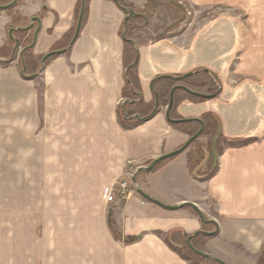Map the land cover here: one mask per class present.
Here are the masks:
<instances>
[{"label": "crops", "instance_id": "obj_1", "mask_svg": "<svg viewBox=\"0 0 264 264\" xmlns=\"http://www.w3.org/2000/svg\"><path fill=\"white\" fill-rule=\"evenodd\" d=\"M118 1L145 10L149 0ZM182 1L195 17L179 33L130 35L136 89L156 112L126 129L118 120L126 99V9L115 0H90L76 35L79 0H0V48L12 36L16 41V56L0 63V123L8 122L12 142L23 140L26 201L57 220L26 250L28 264H196L178 251L190 245L222 264H264V15L241 14L264 12V0ZM205 11L217 14L198 17ZM27 47L40 64L31 77L23 76L20 61ZM202 70L215 77L217 93L209 84L187 85L203 98L174 93L172 108L160 103L156 79ZM206 114L218 127L197 137L210 142L192 170L191 134L170 117ZM221 136L254 141L218 152ZM214 155L215 171L205 177ZM129 173L139 193L108 202L106 188Z\"/></svg>", "mask_w": 264, "mask_h": 264}, {"label": "rangeland", "instance_id": "obj_2", "mask_svg": "<svg viewBox=\"0 0 264 264\" xmlns=\"http://www.w3.org/2000/svg\"><path fill=\"white\" fill-rule=\"evenodd\" d=\"M127 7V15L134 16L129 23V33L130 35L136 33L142 38L144 36L157 38L179 33L195 17L193 8L192 11L189 10L190 7L182 0H149L145 10H137L132 5ZM263 13L259 11L241 12L242 17L258 19L263 18ZM215 14L217 13L214 11H205L198 17H211ZM202 80L200 78L198 81ZM205 81L185 83V81L178 80L174 84L180 83L188 89L190 88L187 85L199 87L202 84H209L211 85L210 91L214 93L218 85L210 84V79ZM168 95L165 98L169 97ZM208 131L215 130L211 127ZM15 141L10 140L8 122L0 123V264H28L26 250L30 249L32 244L40 243L41 237L46 238L47 230L55 228L57 221L52 217H47V213L35 212L40 204L26 201L28 192H26L24 180L23 140ZM205 142L198 141L193 145L192 152L196 161L202 157V154H198L197 146L198 144L207 146L210 141L208 139ZM220 145H225V139H220ZM208 162L214 165L215 155L210 156ZM68 205L70 204H65V210ZM188 248L185 247L180 251L189 254Z\"/></svg>", "mask_w": 264, "mask_h": 264}, {"label": "trees", "instance_id": "obj_3", "mask_svg": "<svg viewBox=\"0 0 264 264\" xmlns=\"http://www.w3.org/2000/svg\"><path fill=\"white\" fill-rule=\"evenodd\" d=\"M115 1L118 2V4L122 6L124 9L127 10L128 7L126 5H123L118 0H115ZM89 2L90 0H79L77 4L76 20H77V24L80 23V28L83 26V24L86 21L87 14H88V8H89ZM133 18H134L133 15L128 14V18L126 20V24L124 25V29H123V34L125 37V46H126L125 54H124V59H125L124 61L127 67L126 84H125L123 93L126 99L122 103V105H120L118 109V120L120 124L126 129H132V128L137 127L138 125L142 124L143 122L151 118L156 112L155 110L156 108L145 106L135 86L134 70L136 68L137 49H136L134 42L131 40L130 33H129V23H131L132 21L131 19ZM22 31H23L22 29H19V30H15L14 33L16 32V34H19ZM74 34H75V31L67 35L66 39L62 43L56 45V47L49 54L44 56L43 63L45 64L47 61H49L51 58L57 55L60 51L65 49L67 47L65 44L66 41L68 44H70V42L72 41L74 37ZM11 39L13 40H11L9 44H6V46L0 48V63L4 64L6 63L5 61L12 60L13 56L14 55L16 56V53H14V47L16 46V41H15L14 36H12ZM20 61L22 63V73L24 77H31L40 68V64L32 57L30 53V47H27L25 49ZM33 69L35 71L34 73L32 71ZM200 78H202L203 80L198 81L200 80ZM214 78L215 77L208 70H202V71H198V72L184 75V76H177V77L176 76H166V77L158 78L154 81L155 82L154 88H155V84L159 82V84L161 85V90H162L160 91V94H159L160 103L168 104L170 102V92L173 88H175V94L178 96V98L179 96H182V98L187 97V98H191L194 100H198V99H202L203 96L197 95L195 92H192L191 90H189L188 88L182 85L181 86L175 85L174 82L180 80V81H185V83L186 82L187 83H191V82L192 83H202V82H206L205 81L206 79L207 81L210 79L211 84L213 85V84H217V81H215ZM219 89L220 87L218 86L214 94L217 93ZM166 95H168L169 97L165 98ZM172 119L173 118L171 116L170 120L172 121ZM172 124L178 127L179 129L190 133L191 137H194L199 132H201L200 134L209 133L210 131H208V128L213 127L214 130H216L218 127V122L213 114H206L201 119L181 120V121L172 122ZM220 139H225V145L223 146L220 145ZM198 141L200 140L198 138H195L192 143L196 144L198 143ZM251 141L252 139H227L221 136L214 144V148L216 149V151L221 152L226 146H231V147L242 146V145H246L250 143ZM204 148H205L204 145L201 146L200 144H198L197 146V150H199L198 154L199 155L202 154L201 155L202 157L197 161L194 158L195 156L193 153L189 154V166L192 170L195 169L198 163L205 157ZM169 159H171V157L162 160L155 166V168L163 165ZM208 163L210 165V162ZM214 171H215V167L211 164L209 171L206 172L205 177L211 176L214 173ZM114 233L116 237L120 236L117 232H115V230H114ZM204 236H209V235H204ZM136 240H137L136 237H130L126 239L127 242H134ZM188 250H189V254H184L180 250L178 251H180V253L182 254L184 258L191 260L193 263L203 264V263H207V260H212L213 263L215 264H222L220 261L210 256L197 253L195 249L193 248V246L191 247V245L188 248Z\"/></svg>", "mask_w": 264, "mask_h": 264}, {"label": "built area", "instance_id": "obj_4", "mask_svg": "<svg viewBox=\"0 0 264 264\" xmlns=\"http://www.w3.org/2000/svg\"><path fill=\"white\" fill-rule=\"evenodd\" d=\"M134 173H129L128 177L122 178L114 185L106 188L104 192V198L110 202L114 200L116 196L130 197L138 194V185L133 180Z\"/></svg>", "mask_w": 264, "mask_h": 264}, {"label": "water", "instance_id": "obj_5", "mask_svg": "<svg viewBox=\"0 0 264 264\" xmlns=\"http://www.w3.org/2000/svg\"><path fill=\"white\" fill-rule=\"evenodd\" d=\"M79 30H80V23L78 24L77 26V33L76 35L79 33ZM174 93H175V88L172 89L171 91V94H170V104H169V108H172L173 104H174ZM197 95H202V94H199V93H196ZM203 96V95H202ZM205 97H209V95H205ZM157 99L159 100L158 96H157ZM158 100H157V103H158ZM172 121H181V120H172ZM201 132L197 133L194 137L191 138L190 142H192L195 138H197L199 135H200ZM189 142V143H190ZM184 148L180 149V150H177L175 152H172L170 154H166V155H163L157 159H155L149 166H145L144 169L147 170V171H151L155 168V166L161 162L162 160L166 159V158H169V157H172L176 154H178L180 151H182ZM195 251L199 254H203L202 252L198 251L195 249ZM205 255V254H203Z\"/></svg>", "mask_w": 264, "mask_h": 264}]
</instances>
